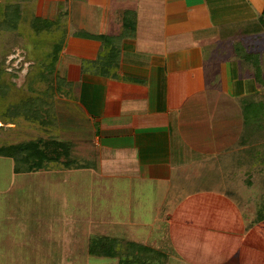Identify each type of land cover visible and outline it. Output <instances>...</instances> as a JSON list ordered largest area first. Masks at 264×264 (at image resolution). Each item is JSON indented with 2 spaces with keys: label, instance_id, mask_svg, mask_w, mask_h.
Wrapping results in <instances>:
<instances>
[{
  "label": "crops",
  "instance_id": "0c3cea01",
  "mask_svg": "<svg viewBox=\"0 0 264 264\" xmlns=\"http://www.w3.org/2000/svg\"><path fill=\"white\" fill-rule=\"evenodd\" d=\"M3 9L0 25L11 13L16 34L35 30L40 17L62 35L52 37L55 62L47 69L51 129L72 142L74 157L86 150L89 235L122 240L112 232L123 226L125 241L148 246L142 238L156 228L160 237L176 238L160 249L166 260L176 247L191 251L182 237H199L192 229L201 201L194 192L216 190L214 181L231 183L233 172L240 173L239 188H248V174L262 165L263 144L247 133L242 100L251 95L262 103L264 96V0H17ZM215 122L221 149L197 133ZM249 155L255 157L247 165ZM232 156L240 158L237 168L215 161ZM221 193L215 203L223 212L229 203L239 209L249 203ZM147 208L153 226L144 224ZM236 227L229 235L237 251L220 264H264V216L253 213ZM202 232L204 249L214 251L212 241L221 249L231 245L209 227Z\"/></svg>",
  "mask_w": 264,
  "mask_h": 264
},
{
  "label": "rangeland",
  "instance_id": "374dc122",
  "mask_svg": "<svg viewBox=\"0 0 264 264\" xmlns=\"http://www.w3.org/2000/svg\"><path fill=\"white\" fill-rule=\"evenodd\" d=\"M0 1L1 20L4 16L5 3L7 1L16 2L17 0ZM23 15L24 17L29 16V13ZM37 19V21L35 20V30L23 28L18 30L19 35L9 28H0V73L1 69L3 70L0 76L9 81L10 85L12 83L16 85L12 87L11 93L6 98H0L2 107L17 104V102L20 104V101L28 96H38L33 89L37 91L45 87V84L34 79L33 81L30 80L32 83L29 85V82H26L28 81L26 78L27 70L39 66L38 62L41 63L42 67L44 63L49 62L47 65L49 69L52 70L53 68L55 54L52 37L57 39L56 37H62V35H59V31L57 33L52 32V29L48 27L50 24L48 20L45 22L40 21L39 19H42L40 17ZM19 48L23 49L22 53ZM261 99V104L256 99L255 102L260 105H253L252 114L254 113V117L259 114L263 115L264 121V96ZM236 101L238 102L239 98ZM244 114L248 115L249 112ZM0 115L3 118V115ZM14 117L16 121L14 124L0 122V146L38 136L49 137L54 132V129L51 133L48 132V129L45 131L36 121L21 113ZM219 132H221L219 123L215 122L208 130L204 128V132L199 134L198 130L197 133L202 143L213 142L215 146H219L221 149L224 143L221 139L222 136L218 134ZM259 139L261 140L259 144H263V152H260L262 165L258 166V170L248 174V183H246L248 188H239L241 186L239 183L240 173L233 172L232 184L228 181H214L212 185L213 187L214 184L217 186L216 190L201 189L198 194L194 192L192 199L196 198L198 202L201 200L195 206L198 219L192 222V229L199 237L192 239L188 236L182 237L184 243L188 242L190 245L191 251L176 247L172 254H169L170 252L168 253L169 250H167L169 254L167 260L161 257L155 260L147 258L149 261L145 260L139 264H220L224 263L225 260H230L231 256L233 257L234 252L237 251L234 247H237L238 241L237 239L231 241L229 232L237 228V225H241V222L248 219L253 213L258 217L264 216V130L259 132L258 137L254 138L252 142L256 143V140L258 142ZM87 146V144L84 145L85 148ZM78 151L81 157L86 155V150ZM253 156L249 155L245 159L247 165L254 162ZM76 157L74 159L77 160H75L77 163L86 159L78 155ZM215 161L216 163L222 161L226 166L231 165L232 168L234 166L237 168L240 158L238 156L221 157ZM208 174L203 173L201 176L205 178ZM210 175L214 176L216 173ZM229 176L230 174L227 173L225 178H229ZM90 179L88 169L65 166L62 162L50 163L47 169L14 172L12 159L0 155V264H138L135 259L137 254L125 253L122 256L109 258L92 255L88 252V244L94 239V236L88 233L90 227L94 225ZM227 185L230 186V189L219 188ZM225 191L232 193L237 202H242L247 197L248 205H244L243 202L240 210L236 207V203L228 202L229 205H225L224 212L221 211L220 206H217L215 202L221 197V192L224 193ZM213 199L215 201H212ZM98 209H102V204H99ZM145 210L144 219L147 221L144 220V224L148 226L151 223L153 226L155 223L153 214L149 208ZM194 212L191 209V213ZM223 213H229V217L224 216ZM215 214L222 215V217L215 216L212 220ZM248 222L245 221V223ZM97 223L99 225L101 222L97 221ZM204 227L217 231L221 234L218 241L225 240L227 245L228 243L231 245L221 249L219 247L221 243L215 241L213 244L214 241H212L211 246H215L216 249L214 251L210 248L204 249L202 244L209 243L205 240L202 241ZM143 231H147V228ZM128 232L126 227L120 226L118 232L114 230L112 233L122 236V240H118L120 244L125 241L126 236L124 235H127ZM151 232V236L142 238V243H148V247L150 246L158 254L164 253L160 250L161 247L162 249L171 247L172 236L169 237V240L166 237H160L159 234H156V228L152 229ZM141 236L144 237V235ZM173 241L176 244V238ZM197 242L201 243L197 244ZM195 253L200 254V257H196ZM175 256L176 258H174ZM177 257L180 258L177 259ZM182 257L185 260H182Z\"/></svg>",
  "mask_w": 264,
  "mask_h": 264
},
{
  "label": "trees",
  "instance_id": "16d2710c",
  "mask_svg": "<svg viewBox=\"0 0 264 264\" xmlns=\"http://www.w3.org/2000/svg\"><path fill=\"white\" fill-rule=\"evenodd\" d=\"M7 19L3 20L0 26H5L8 24V28H14V23L11 22V13H8ZM11 25V27H10ZM39 66L29 69L26 72V78H28V84L32 83L33 79L44 83L45 87L41 90H35L38 96H28L20 101V104H11L3 106L0 104V122L6 124H14L15 115L23 114L25 117L36 121L45 131L51 133L52 126L54 125V116L51 109L52 97H53V83L49 79L50 75L47 72L49 67L48 63H44L43 67L40 62ZM33 70H36L33 72ZM3 70L1 69L2 74ZM32 80V81H30ZM34 84V83H33ZM16 85L12 83L10 85L9 81H6L2 76H0V98H6L9 93H11L12 87ZM254 98V99H253ZM251 99V102H249ZM256 98L254 96L245 97L242 100V110L245 117V125L247 127V133L250 137L252 133L258 134L264 130L263 115L259 114L254 117L252 114L253 105L258 106L256 103ZM246 102V104H244ZM257 104V105H256ZM53 109V108H52ZM1 116V115H0ZM250 118V119H248ZM49 133V134H50ZM72 142L64 139H59L53 132L49 137L38 136L36 138L21 140L15 143H8L0 146V155L10 157L13 161V171L14 172H31L40 169H47L50 163L62 162L65 166H73L76 168L84 167V162H75L72 154ZM76 158V157H75ZM77 161V160H76ZM94 239L90 242L88 252L92 255H98L103 257H116L122 256L123 254H137L135 256L136 263L143 262L149 259H157L158 257H165L158 254L152 248L140 244L135 241H123L119 244L118 240L115 238H110L106 236H96L93 235ZM119 246V247H118ZM149 258V259H147Z\"/></svg>",
  "mask_w": 264,
  "mask_h": 264
}]
</instances>
